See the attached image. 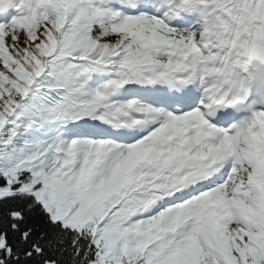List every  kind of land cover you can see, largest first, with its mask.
<instances>
[{
    "label": "snow or ice",
    "instance_id": "obj_1",
    "mask_svg": "<svg viewBox=\"0 0 264 264\" xmlns=\"http://www.w3.org/2000/svg\"><path fill=\"white\" fill-rule=\"evenodd\" d=\"M0 264H264V0H0Z\"/></svg>",
    "mask_w": 264,
    "mask_h": 264
}]
</instances>
